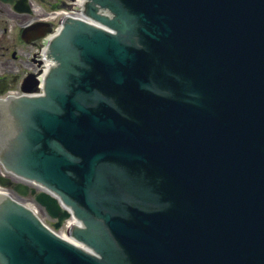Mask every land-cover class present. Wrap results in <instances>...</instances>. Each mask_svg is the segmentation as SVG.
Instances as JSON below:
<instances>
[{"label": "water", "instance_id": "obj_1", "mask_svg": "<svg viewBox=\"0 0 264 264\" xmlns=\"http://www.w3.org/2000/svg\"><path fill=\"white\" fill-rule=\"evenodd\" d=\"M123 1L150 29L143 32L151 51L101 32L78 40L90 68L76 67L79 86L52 93L56 104L38 115L44 179L65 202L76 205L72 197L103 216L133 263L264 264V0ZM159 77L179 98L146 90ZM94 88L122 93L134 120L103 100L99 109L84 105ZM116 164L162 177L171 209L106 204V192L120 196ZM96 198L107 213L95 210ZM37 200L57 227L69 216L49 194ZM90 216L89 228L101 223ZM10 221L0 229L4 264H102L34 219ZM110 251L112 264H128Z\"/></svg>", "mask_w": 264, "mask_h": 264}, {"label": "flooded vegetation", "instance_id": "obj_2", "mask_svg": "<svg viewBox=\"0 0 264 264\" xmlns=\"http://www.w3.org/2000/svg\"><path fill=\"white\" fill-rule=\"evenodd\" d=\"M61 5L63 0H0V92L6 88L19 85L26 78V74L35 65L31 60L34 45L22 39V27L34 21H41L47 17L48 3ZM33 2L40 3L41 13L33 11ZM17 3L21 9L28 8L22 13L15 9ZM3 121L0 119V127ZM14 132V131H13ZM0 130V151L9 158L8 150L12 148V140Z\"/></svg>", "mask_w": 264, "mask_h": 264}, {"label": "bare ground", "instance_id": "obj_3", "mask_svg": "<svg viewBox=\"0 0 264 264\" xmlns=\"http://www.w3.org/2000/svg\"><path fill=\"white\" fill-rule=\"evenodd\" d=\"M40 30H41V31H42V30L45 31V30H49V29H48V26H45L44 28H41ZM32 32L35 33V31H32ZM39 62H41V61H39ZM41 69H42V65L39 64L38 69L36 70V72L33 73V75H36V77L33 78V80L36 81V79H40L39 76H41V74H40V73H41ZM30 80H31V77H27V78H26L25 86L30 85ZM37 88H38V86H37V85H34V90H37ZM1 176H2V175H1ZM2 177H3V176H2ZM23 188L27 189V187H23ZM43 200L47 201L46 199H43ZM39 203H40L41 207H42V206H43V207L46 206L44 201H42V203H41V202H39Z\"/></svg>", "mask_w": 264, "mask_h": 264}, {"label": "rangeland", "instance_id": "obj_4", "mask_svg": "<svg viewBox=\"0 0 264 264\" xmlns=\"http://www.w3.org/2000/svg\"><path fill=\"white\" fill-rule=\"evenodd\" d=\"M47 1H52V0H47ZM70 0H63V3H69ZM54 4L57 3L56 1L53 2ZM32 8H33V11H36L37 13H41V10H40V3H37V2H33L32 4ZM48 8V7H47ZM49 9V8H48ZM50 11L48 10L47 14L49 13ZM36 50V48H35Z\"/></svg>", "mask_w": 264, "mask_h": 264}]
</instances>
